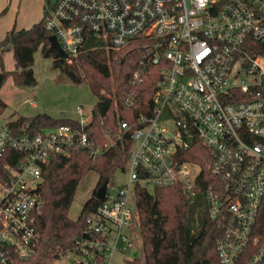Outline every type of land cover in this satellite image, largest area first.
Returning <instances> with one entry per match:
<instances>
[{"label": "built area", "instance_id": "built-area-1", "mask_svg": "<svg viewBox=\"0 0 264 264\" xmlns=\"http://www.w3.org/2000/svg\"><path fill=\"white\" fill-rule=\"evenodd\" d=\"M45 24L68 64L88 37L137 51L115 101L137 113L119 118L115 135L103 129L102 144L86 130L92 115L80 106L75 125L37 132L0 114V264L35 253L43 168L78 149L94 159L126 136L127 180L112 194L107 188L87 216L68 264H109L120 240L132 246L136 188L182 183L193 195L201 167L181 152L194 139L212 155L204 198L221 228L219 264H237L243 254L245 264H264V240L253 234L264 196V0H54Z\"/></svg>", "mask_w": 264, "mask_h": 264}, {"label": "trees", "instance_id": "trees-1", "mask_svg": "<svg viewBox=\"0 0 264 264\" xmlns=\"http://www.w3.org/2000/svg\"><path fill=\"white\" fill-rule=\"evenodd\" d=\"M43 16L28 28L8 30L0 40L1 52L9 48L14 61L13 70L0 71V89L7 76L15 85H34L32 69L34 52L40 48L44 56L52 58V67L58 69L70 81H86L97 96L91 111V121L86 130L98 144L105 142L103 129L118 132L119 118H132L137 110H124L115 106L126 89L131 72L138 59V52L128 48L112 49L94 37H88L72 63L50 47L45 18L54 7V0H46ZM145 89V85L142 86ZM7 104L0 98V114ZM12 125H27L30 132L61 124L75 125L73 118L53 117L47 113L33 116L18 115ZM131 144L128 137L117 140L114 145L96 158H91L86 149H78L67 156L50 161L42 171V181L37 190L42 201L36 228L39 242L35 253L28 259H16L15 264H54V261L73 249L75 239L87 226L86 218L101 202L94 193L98 186L112 182L116 169H125L127 150ZM181 159L200 165L195 179L194 194L189 195L182 183L155 187L152 192L136 188L135 200L138 221L132 244L139 245L138 255L125 260V264H219L216 241L221 228L209 218L204 192L212 182L210 149L194 139L189 148L181 152ZM95 171L98 183L94 193L83 203L76 219L68 216V209L82 177ZM253 234L259 242L264 240V196L259 206ZM248 254H243L237 264H245Z\"/></svg>", "mask_w": 264, "mask_h": 264}, {"label": "rangeland", "instance_id": "rangeland-1", "mask_svg": "<svg viewBox=\"0 0 264 264\" xmlns=\"http://www.w3.org/2000/svg\"><path fill=\"white\" fill-rule=\"evenodd\" d=\"M16 14L25 17L34 23L43 16V10L47 6L46 0H13ZM37 20V21H36ZM31 23V24H32ZM30 24V25H31ZM32 69L36 79L34 85H15L12 77H6L1 93L9 101L8 106L1 114L4 121L13 120L18 115L33 116L38 113H47L52 116L68 115L78 118L77 106L82 107L84 113H91L95 107L97 96L90 89L86 81L74 83L70 81L58 69L52 67V58L44 56L40 50L34 52ZM192 173L198 171V167L191 166ZM99 176L95 171H89L82 177L76 187L75 194L68 209V216L76 219L83 203L94 193ZM127 180V168L116 169L112 175V182L107 185L108 193H114L120 185ZM128 233V229H124ZM109 264H125V260L131 258L134 251H138L139 245L133 243L127 245L120 240ZM70 254L66 252L54 264H68ZM106 261L104 264H108Z\"/></svg>", "mask_w": 264, "mask_h": 264}, {"label": "crops", "instance_id": "crops-1", "mask_svg": "<svg viewBox=\"0 0 264 264\" xmlns=\"http://www.w3.org/2000/svg\"><path fill=\"white\" fill-rule=\"evenodd\" d=\"M15 11L17 12V8L15 10L13 0H0V40L3 39L5 33L8 30H10L11 28H15V29L28 28L32 24L36 23V22L32 23V22L26 20L25 17L24 18L21 17V15L16 14ZM1 57H2V64H0V71L2 69L8 70V71L13 70L14 69V61H13L11 50L9 48H5L1 52ZM1 89H0V98L8 106L9 101L7 100V98L3 97V95H2L3 93H1ZM61 116L72 118V116H68L66 114L61 115ZM53 117H55V116H53ZM57 117H60V116H57Z\"/></svg>", "mask_w": 264, "mask_h": 264}, {"label": "water", "instance_id": "water-1", "mask_svg": "<svg viewBox=\"0 0 264 264\" xmlns=\"http://www.w3.org/2000/svg\"><path fill=\"white\" fill-rule=\"evenodd\" d=\"M48 41H49V43H50V47H51L54 51H56V52L59 54V56H60L61 58L64 59V58L66 57V54H65V52L62 50V48H61V46H60V44H59V42H58L56 36L53 35V34H50L49 37H48ZM106 189H107V183L104 182V183H102L100 186H98V187L96 188L95 193H94L95 197H96L98 200H103L104 197H105ZM137 255H138V251H137V250L134 251V252L132 253V256H133V257H136Z\"/></svg>", "mask_w": 264, "mask_h": 264}]
</instances>
